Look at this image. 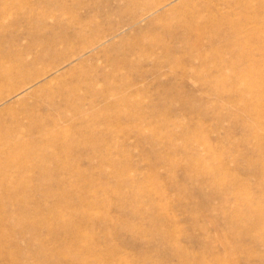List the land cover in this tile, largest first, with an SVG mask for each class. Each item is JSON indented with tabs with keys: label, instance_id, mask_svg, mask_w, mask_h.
Here are the masks:
<instances>
[{
	"label": "rangeland",
	"instance_id": "374dc122",
	"mask_svg": "<svg viewBox=\"0 0 264 264\" xmlns=\"http://www.w3.org/2000/svg\"><path fill=\"white\" fill-rule=\"evenodd\" d=\"M140 1L0 15V264H264V0Z\"/></svg>",
	"mask_w": 264,
	"mask_h": 264
},
{
	"label": "bare ground",
	"instance_id": "6f19581e",
	"mask_svg": "<svg viewBox=\"0 0 264 264\" xmlns=\"http://www.w3.org/2000/svg\"><path fill=\"white\" fill-rule=\"evenodd\" d=\"M123 1V4L122 5H117V7L115 8V10H117V11H121V10H123V9H125V8H131V6H133V5H138L139 4V1L140 0H122ZM7 2V3H6ZM140 3H141V1H140ZM142 4V3H141ZM140 4V5H141ZM161 4V3H160ZM159 4V5H160ZM163 4V3H162ZM9 5V3H8V0H6L5 2H4V4L3 3H1L0 4V15L1 16H3V15H6L7 13H8V11H12V9H11V7H9L8 6ZM19 5H21V4H19ZM143 5V4H142ZM141 5V6H142ZM121 6V7H120ZM156 6H158V5H156ZM161 6V5H160ZM20 6H18V4L17 5H15V9H14V11L15 12H18L19 11V8ZM137 7H139V6H137ZM143 8L145 7L144 5L142 6ZM9 8H10V10H9ZM14 8V7H13ZM158 8V7H157ZM142 9V8H141ZM141 9H139V10H141ZM146 9V8H145ZM152 9H154V8H152ZM152 9H149V10H152ZM156 9V8H155ZM148 10V9H147ZM148 10V11H149ZM13 11V12H14ZM128 11V10H127ZM143 11V10H142ZM146 11V10H145ZM145 11H143V12H145ZM122 12V11H121ZM124 12H125V10H124ZM153 12V11H152ZM132 14V17L134 18L135 16H133V15H136V14H133L134 12H131ZM140 13V12H139ZM143 14V13H142ZM141 13H140V15H142ZM144 15V14H143ZM136 17H138V16H136ZM146 19V18H145ZM135 20V21H134ZM133 21H134V24L135 23H137L138 21H146V20H144V17H139L137 20L136 19H134ZM131 22H132V20H131ZM69 25V24H68ZM125 25H126V23H125ZM130 25H131V23H130ZM89 25L88 24H86V23H80L79 25H78V27L79 28H77V30H75V31H73V34L71 35V36H69V37H67V36H62V34L60 35L59 34V36H57V37H52L51 39H50V41L48 42V43H46V45H45V48H44V50L43 51H45V52H48V53H50V51L52 52L53 50H54V48L56 47V44H58V43H60V42H68V41H71L72 40V38H74V39H80V37L83 35V32L86 30L87 31V27H88ZM132 26H133V24H132ZM55 36V35H54ZM100 44V40H97V41H93V42H91V44L89 45V47H87V49H90V50H92V49H94V48H97V46ZM84 48H85V46H84ZM86 49V48H85ZM172 62H174V60H172ZM0 70H1V66H0ZM1 74V73H0ZM2 75V74H1ZM0 75V77L2 78V76ZM5 77H6V75H5ZM4 77V78H5ZM8 77V76H7ZM11 77V76H10ZM1 80V79H0ZM36 124V123H35ZM199 131V130H198ZM197 133V132H196ZM39 149V148H38ZM48 156V155H47ZM47 156H46V158H47ZM49 157H51V155L49 156ZM258 228V227H257ZM258 231V230H257ZM261 233H262V231H261Z\"/></svg>",
	"mask_w": 264,
	"mask_h": 264
}]
</instances>
